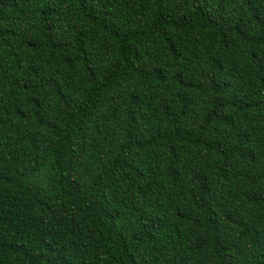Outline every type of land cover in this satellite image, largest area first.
<instances>
[{
	"label": "trees",
	"instance_id": "trees-1",
	"mask_svg": "<svg viewBox=\"0 0 264 264\" xmlns=\"http://www.w3.org/2000/svg\"><path fill=\"white\" fill-rule=\"evenodd\" d=\"M0 264H264V0H0Z\"/></svg>",
	"mask_w": 264,
	"mask_h": 264
}]
</instances>
